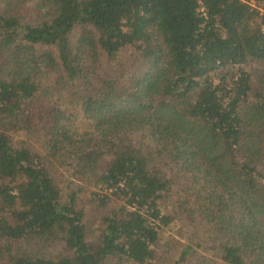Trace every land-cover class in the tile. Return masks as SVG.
I'll list each match as a JSON object with an SVG mask.
<instances>
[{"label": "trees", "instance_id": "obj_1", "mask_svg": "<svg viewBox=\"0 0 264 264\" xmlns=\"http://www.w3.org/2000/svg\"><path fill=\"white\" fill-rule=\"evenodd\" d=\"M34 1L0 0V264H264V0Z\"/></svg>", "mask_w": 264, "mask_h": 264}, {"label": "rangeland", "instance_id": "obj_2", "mask_svg": "<svg viewBox=\"0 0 264 264\" xmlns=\"http://www.w3.org/2000/svg\"><path fill=\"white\" fill-rule=\"evenodd\" d=\"M34 2H35L34 0H29V6L30 7L34 6ZM250 2H251L252 5L261 8L260 5H258L257 3H255L253 0H251ZM247 67L253 73L254 78H259L260 77V75L262 73V65L261 64L256 63V62H254V63H248L247 64ZM47 84H49V83H47ZM60 93H61V96L60 97H62L61 98L62 100H60V101H67L68 100V94L69 93H67L65 90H62V91L56 93V97H59ZM77 118H75V121L77 120ZM30 143L32 144V146L36 150L42 152L43 154H46V151L44 150V148H43V146H42V144L40 142H38L37 140H33L32 139V140H30ZM52 167L54 168L53 169V175L57 178L58 183H59L61 189L63 190L64 195H67V194H69V193H71L73 191H76L78 189H81L82 192L80 191L79 196H81L82 197L81 199L84 200L83 199L84 198V194L85 193H88V192H90L92 190H94V188H92L91 185L85 184V183H83V182H81L79 180H76V179L70 177L69 174H67L66 172H64L61 168H59V167H57L55 165L52 166ZM168 207L170 209L171 208V204H169ZM89 211H91V210H89ZM94 215H96V214H94ZM179 223H181V222H179ZM174 231L175 230H173V229L172 230L170 229V231L166 230V232H165L166 234L164 235V238H163V242L162 243H164L165 240H167L168 238H171V237H172L171 239L177 238L176 237V234L177 233L174 232ZM180 240L185 241L186 239L185 238H180ZM163 246H162V248H163ZM32 247L36 248L37 246L32 245ZM207 255H209V254H207ZM169 256H171V255H169Z\"/></svg>", "mask_w": 264, "mask_h": 264}]
</instances>
